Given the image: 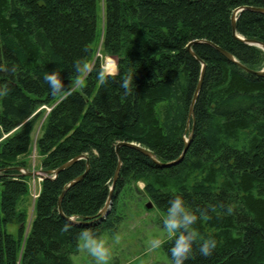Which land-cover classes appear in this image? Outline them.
<instances>
[{
  "label": "trees",
  "instance_id": "16d2710c",
  "mask_svg": "<svg viewBox=\"0 0 264 264\" xmlns=\"http://www.w3.org/2000/svg\"><path fill=\"white\" fill-rule=\"evenodd\" d=\"M243 5L264 7V0H0V264H75L78 234L116 230L121 194L138 181L165 213L174 194L194 210L208 209L198 227L218 246L209 256L194 246L185 264H264V75L204 41L250 69L264 68V50L233 34L232 15ZM237 16L239 35L264 42V12ZM100 37V54L117 58L107 81L97 76L106 73L101 58L93 62ZM193 40L206 66L188 126L202 69L187 48ZM76 59L93 62L78 87ZM55 69L72 89L64 99L44 80ZM130 69L132 91L125 94L121 82ZM191 133L183 158L164 165L181 156ZM119 142L140 144L159 162L121 144L112 205L100 217ZM33 146L42 170L88 156L89 170L63 194V214L60 196L88 161L42 179L34 198L32 176L17 168L33 169ZM66 222L72 228L62 233Z\"/></svg>",
  "mask_w": 264,
  "mask_h": 264
},
{
  "label": "clouds",
  "instance_id": "9594fccd",
  "mask_svg": "<svg viewBox=\"0 0 264 264\" xmlns=\"http://www.w3.org/2000/svg\"><path fill=\"white\" fill-rule=\"evenodd\" d=\"M75 71L78 76L75 86L84 83L88 64L82 59L74 61ZM136 72V70H135ZM101 81H107L109 74L104 71L97 73ZM44 80L48 83L51 93L59 95L61 99L71 94L72 89L65 85L61 75V70L55 69L44 73ZM135 83V82H134ZM133 73L122 78L121 87L125 94L132 91ZM213 210L215 206H211ZM228 213L233 211L231 206L220 205ZM208 217V209L194 210L186 202L182 195L174 194L166 208V214L161 216L162 231L152 235L146 242L148 251L160 249L165 244H170L168 251L171 257V264H185L189 258L195 255L194 246L198 245V251L204 256H209L218 246V239L212 234H202L198 227V222ZM72 228L70 222H66L61 227L62 233H67ZM116 241L121 237L113 234ZM79 246L84 249L93 259L94 264H110L113 257V248L109 240L95 228H88L78 234Z\"/></svg>",
  "mask_w": 264,
  "mask_h": 264
},
{
  "label": "rangeland",
  "instance_id": "374dc122",
  "mask_svg": "<svg viewBox=\"0 0 264 264\" xmlns=\"http://www.w3.org/2000/svg\"><path fill=\"white\" fill-rule=\"evenodd\" d=\"M103 24V20L101 22ZM96 58H101L102 65L107 72L117 73V59L114 56L100 54L102 37L99 38ZM108 59L116 60L113 63H107ZM92 62V63H93ZM92 63L88 65L87 71L92 67ZM116 64L115 71H110L108 66ZM78 87V86H75ZM44 110H50V107H44ZM43 119H40L37 124V129L34 134V140L37 138L39 127ZM190 135V134H189ZM189 137V136H188ZM186 137V140L188 139ZM31 165L36 170V175L32 176L31 188L32 196L38 195L41 188V169L40 156L33 146L31 152ZM145 183L138 181L133 183L130 188L122 195L120 200V211L123 219L118 224L114 231L106 230L102 233L113 248V257L110 264H171V257L166 252L164 246L155 251H148L146 242L152 235L162 231L161 216L166 214L160 208L152 204L148 207V202L151 201L149 196L143 191ZM33 216V207L30 209L29 223ZM119 235L121 239L116 241L114 235ZM75 264H94L93 259L88 253L79 246L78 252L72 255Z\"/></svg>",
  "mask_w": 264,
  "mask_h": 264
},
{
  "label": "water",
  "instance_id": "95a60500",
  "mask_svg": "<svg viewBox=\"0 0 264 264\" xmlns=\"http://www.w3.org/2000/svg\"><path fill=\"white\" fill-rule=\"evenodd\" d=\"M243 9H252V10H256V11H260V12H264V7H261V6H253V5H243L239 8H237L233 15H232V30H233V34L236 38L246 42L247 44H250V45H256L260 48H262L264 50V42L258 40V39H251V38H245L241 35H239L237 33V25H236V22H237V18H238V12L239 11H242ZM206 42H208L209 44H211L212 46H214L217 50H219L221 53H223L227 58L233 60L234 62L238 63L240 66H242L243 68L247 69L249 72L251 73H254V74H257V75H264V68L260 69V70H253V69H250L248 68L246 65L242 64L231 52L227 51L226 49H224L223 47L211 42V41H207V40H204ZM196 42H200L199 40H193L191 41L187 48L188 50L194 55L196 56L201 62H202V69H201V75H200V80H199V83H198V86L196 88V92L194 94V98L192 100V103H191V106H190V111H189V117H188V126L190 125V121L192 118H194V103H195V100L197 98V95L200 91V88H201V85H202V80H203V77H204V72H205V62L197 56V54L193 51L192 49V46L194 43ZM116 58V57H115ZM117 59V58H116ZM107 73H110V72H107ZM191 138H192V134H190V137L189 139L186 140L185 142V148L181 154V156H179V158L175 159V160H172V161H169V162H166L164 163V165H172L174 163H177L179 162L184 154L186 153L187 149H188V146L190 144V141H191ZM121 144H126V145H129V146H132L134 148H137L138 150H140L141 152H143L144 154H147L148 156H151L154 160L158 161L157 158L155 157L154 153L149 150L148 148L140 145V144H137L135 142H119L116 146V152L119 156V165H118V168L116 170V173H115V176H114V180H113V183L111 185V188H110V192H109V196L107 198V201L104 205V207L100 210L99 212V216H104L108 213L109 211V208L111 207L112 205V199H113V192H114V189H115V186H116V182H117V178L119 176V171H120V165H121V156H120V152H119V147ZM81 158H86L87 161H88V156L86 154H81V155H78V156H75L73 157L72 159L66 161L65 163H63L62 165H60L58 168H55V169H50V170H41L42 174H41V177L42 179H44L45 177H56L62 170H64L65 168H67L68 166H70L73 162H75L76 160L78 159H81ZM159 162V161H158ZM89 162H87V168H86V171L77 176L76 178L72 179L64 188L63 192H62V195L60 196V199H59V210L61 212V214H63V211H62V208H61V199L63 197V194L64 192L66 191L67 188H69L70 186H72L73 184H75L76 182H78L79 180H81L84 175L87 173V171L89 170ZM19 169H21L23 171V173L29 175V176H35L36 175V170H27L25 168H20V167H17ZM153 204L152 201L148 202L147 206L148 207H151ZM69 220H72L75 222V216H71V217H67Z\"/></svg>",
  "mask_w": 264,
  "mask_h": 264
},
{
  "label": "bare ground",
  "instance_id": "6f19581e",
  "mask_svg": "<svg viewBox=\"0 0 264 264\" xmlns=\"http://www.w3.org/2000/svg\"><path fill=\"white\" fill-rule=\"evenodd\" d=\"M116 60H114V59H108V61H107V63H113V62H115ZM114 65H116V64H114ZM192 134V133H191ZM189 137H190V135H189ZM189 137H188V139H189ZM192 139V138H191ZM191 142V141H190ZM89 162V161H88ZM89 166H90V164H89ZM90 168V167H89ZM110 209V208H109Z\"/></svg>",
  "mask_w": 264,
  "mask_h": 264
}]
</instances>
